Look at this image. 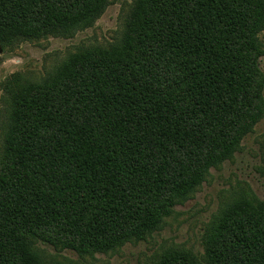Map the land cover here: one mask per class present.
<instances>
[{
  "label": "trees",
  "instance_id": "obj_1",
  "mask_svg": "<svg viewBox=\"0 0 264 264\" xmlns=\"http://www.w3.org/2000/svg\"><path fill=\"white\" fill-rule=\"evenodd\" d=\"M111 0H0V53L71 36ZM264 0H132L120 38L69 54L12 98L0 157V264L42 241L106 254L159 231L264 119ZM207 264H264V201L236 192ZM151 264H203L186 250Z\"/></svg>",
  "mask_w": 264,
  "mask_h": 264
},
{
  "label": "rangeland",
  "instance_id": "obj_2",
  "mask_svg": "<svg viewBox=\"0 0 264 264\" xmlns=\"http://www.w3.org/2000/svg\"><path fill=\"white\" fill-rule=\"evenodd\" d=\"M132 0H111L89 27L71 36H50L21 42L0 53V157L4 129L12 98L29 82H36L81 48L105 47L120 38ZM264 43V32L260 34ZM259 65L264 73V56ZM251 192L264 201V119L241 142L233 157L211 169L205 182L176 206L159 231L144 240L128 243L106 254L82 256L69 249L38 241L35 251L45 264H151L162 252L186 250L206 263V244L213 225L236 192Z\"/></svg>",
  "mask_w": 264,
  "mask_h": 264
}]
</instances>
